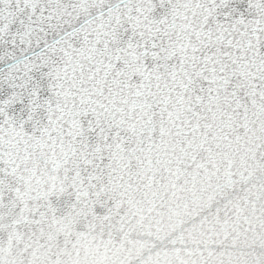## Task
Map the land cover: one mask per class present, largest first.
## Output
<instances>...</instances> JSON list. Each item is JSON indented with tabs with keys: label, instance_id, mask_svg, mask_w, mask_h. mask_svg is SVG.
<instances>
[{
	"label": "snow or ice",
	"instance_id": "6c2138e0",
	"mask_svg": "<svg viewBox=\"0 0 264 264\" xmlns=\"http://www.w3.org/2000/svg\"><path fill=\"white\" fill-rule=\"evenodd\" d=\"M0 264H264V0H0Z\"/></svg>",
	"mask_w": 264,
	"mask_h": 264
}]
</instances>
